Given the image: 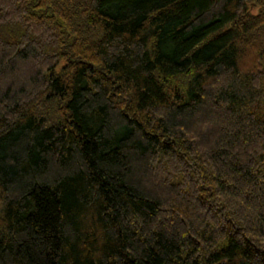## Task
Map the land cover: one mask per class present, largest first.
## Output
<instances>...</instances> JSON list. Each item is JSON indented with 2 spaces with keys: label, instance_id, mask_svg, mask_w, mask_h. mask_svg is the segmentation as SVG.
<instances>
[{
  "label": "trees",
  "instance_id": "1",
  "mask_svg": "<svg viewBox=\"0 0 264 264\" xmlns=\"http://www.w3.org/2000/svg\"><path fill=\"white\" fill-rule=\"evenodd\" d=\"M0 264H264V0H0Z\"/></svg>",
  "mask_w": 264,
  "mask_h": 264
}]
</instances>
